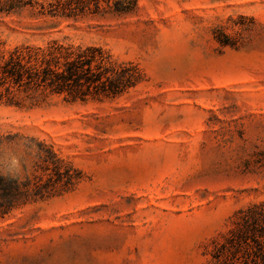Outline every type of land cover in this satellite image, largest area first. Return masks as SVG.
<instances>
[{"label":"rangeland","instance_id":"1","mask_svg":"<svg viewBox=\"0 0 264 264\" xmlns=\"http://www.w3.org/2000/svg\"><path fill=\"white\" fill-rule=\"evenodd\" d=\"M0 38L98 46L143 75L114 99L0 105L1 175L46 178L47 148L80 173L72 191L0 220V264H205L228 218L264 200V0L26 11L0 16Z\"/></svg>","mask_w":264,"mask_h":264},{"label":"trees","instance_id":"2","mask_svg":"<svg viewBox=\"0 0 264 264\" xmlns=\"http://www.w3.org/2000/svg\"><path fill=\"white\" fill-rule=\"evenodd\" d=\"M137 0H0V16L28 11L37 19L74 18L85 14L123 15L133 12ZM50 26L30 29L42 31ZM223 46H233L223 35ZM137 65L115 62L98 46H74L59 40L43 46L22 43L8 46L0 38V105L35 108L51 97L84 102L118 98L142 80ZM39 151L46 178L24 180L0 174V220L27 205L61 196L79 183L80 173L66 166L50 148ZM205 264H264V200L236 210L225 229L215 237L205 254Z\"/></svg>","mask_w":264,"mask_h":264}]
</instances>
